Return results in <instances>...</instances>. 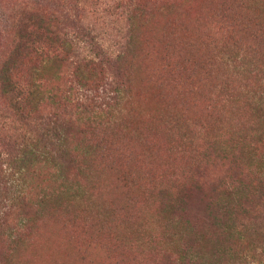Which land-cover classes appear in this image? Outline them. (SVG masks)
I'll return each mask as SVG.
<instances>
[{
    "label": "trees",
    "instance_id": "1",
    "mask_svg": "<svg viewBox=\"0 0 264 264\" xmlns=\"http://www.w3.org/2000/svg\"><path fill=\"white\" fill-rule=\"evenodd\" d=\"M39 1L9 0L5 5L0 0V5L10 11L9 22L0 25V236L6 235L11 245L18 231L28 226L31 214H40L49 203L78 224L81 221L74 217L76 206L92 204L97 195L99 216L112 218L116 209L105 191H97L91 185L93 179L89 184L85 179L89 175L99 179L105 167L119 171L134 161V153H129L133 149L114 144L107 136L113 112L123 97L119 78L113 76L110 81L101 68L84 77L74 54L75 40L66 30L93 0ZM80 1L85 4L80 5ZM155 1L123 0L114 9L129 19L149 4L150 10ZM255 1L256 5L264 4V0H247L250 19L239 4V8L213 7L208 15L215 30L209 41L215 47L225 46L222 52L211 55H219L222 64L233 62L244 80L250 77L249 64L264 59V38L254 30L259 25L255 16L263 14H250ZM199 23L198 18V27ZM186 49L178 40H167L165 54L171 59ZM63 63L70 71L77 69L73 73L75 86L67 90L58 76L49 81L40 74V68ZM167 67L191 79L184 63ZM27 68L29 74L24 77ZM255 71L263 76L261 67ZM230 88L227 80L220 84L217 105L224 100L235 104L240 101L234 100ZM254 89L252 108L264 111V85ZM107 91L112 93L105 96L108 101L103 96ZM187 91L192 94L193 88ZM195 99L199 103L201 96ZM82 126L92 132L87 142L77 140L75 128ZM252 127L256 139L253 137L246 147L243 134L240 139L227 137L224 144L240 149L242 159L236 150L225 147L218 153L194 149L200 138L195 129H187L185 149L178 155L188 160L189 167L183 172L174 168L178 181L188 184L177 200L174 225L176 238L184 240L176 253L180 264H264V154L258 152L259 146L264 147V119L257 118ZM218 160L225 162L222 169L215 166ZM89 162L94 170L86 175L83 169ZM205 189L209 200L201 195ZM133 218L125 215L122 220ZM115 243L120 252L131 248V241L122 237Z\"/></svg>",
    "mask_w": 264,
    "mask_h": 264
},
{
    "label": "rangeland",
    "instance_id": "2",
    "mask_svg": "<svg viewBox=\"0 0 264 264\" xmlns=\"http://www.w3.org/2000/svg\"><path fill=\"white\" fill-rule=\"evenodd\" d=\"M122 1H90L85 5L86 12L66 27L75 40L74 54L83 76L88 77L90 72L101 68L110 81L114 76L122 84L123 97L113 112V124L107 136L114 144L133 149L135 152L129 150V153H134V161L119 171L105 167L99 179L90 175L85 179L88 184L93 179L91 185L97 191H105L115 213L112 218L99 216L96 195L92 204L76 206L75 211L79 213L74 212V217L81 222L74 224L49 203L40 214H31L28 226L18 231L13 245L6 235L0 236V264H141L142 261L180 264L176 253L184 240L176 238L174 225L178 217L177 200L188 184L186 180L178 181L174 168L183 172L189 167L188 160L178 155L179 150L185 149L187 129H195L200 138L201 143L194 149L210 153H218L225 147L229 136L240 139L243 134L245 147L248 141L256 139L252 122L264 119V111L252 108L253 94L254 88L264 85V59L259 64H249L250 77L244 80L233 62L222 64L219 55H211V52H222L225 46L215 47L209 41L215 36L208 18L211 9L227 5L239 8V4L245 17L250 19L247 0H156L150 10L149 4L129 19L114 9ZM2 2L7 5L9 0ZM84 4L80 1V5ZM256 4L257 1L250 8V14L254 16L253 11L263 14V17L255 16L259 25L254 30L264 38V4ZM6 8L0 5L1 26L9 22L10 11ZM172 39L187 49L167 59L166 42ZM189 46L193 49L189 50ZM175 62L184 63L191 79L184 74L180 76L177 71L172 73L167 66ZM257 67L263 69V76L255 71ZM75 72L76 68L70 71L64 63L40 68L41 76L49 81L58 76L65 90L75 86ZM28 74L27 68L22 76ZM225 80L231 85L234 100L240 99L237 104L231 100L215 103L221 98L219 87ZM188 88H193L192 94L185 92ZM110 95L108 91L103 95L106 101L105 96ZM197 95L201 96L199 103L195 99ZM75 132L79 142H87L92 134L83 126L76 127ZM233 146L228 144L224 149L236 150L242 159L240 149ZM258 152L263 155L264 147L259 146ZM217 162L216 168L222 169L225 162ZM91 165L89 162L83 169L86 175L94 170ZM201 195L207 200L210 198L207 189ZM125 215L134 218L124 222ZM121 237L131 241L127 252L117 249L115 240Z\"/></svg>",
    "mask_w": 264,
    "mask_h": 264
}]
</instances>
